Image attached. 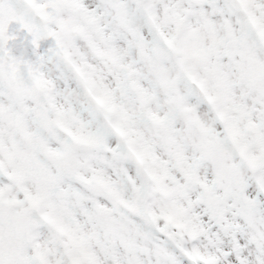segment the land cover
Masks as SVG:
<instances>
[{"label":"snow or ice","instance_id":"6c2138e0","mask_svg":"<svg viewBox=\"0 0 264 264\" xmlns=\"http://www.w3.org/2000/svg\"><path fill=\"white\" fill-rule=\"evenodd\" d=\"M0 264H264V0H0Z\"/></svg>","mask_w":264,"mask_h":264}]
</instances>
